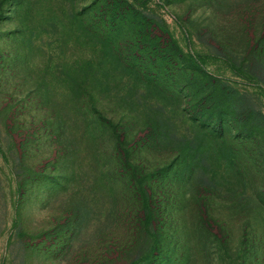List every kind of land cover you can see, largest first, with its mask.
I'll return each instance as SVG.
<instances>
[{"label": "rangeland", "instance_id": "rangeland-1", "mask_svg": "<svg viewBox=\"0 0 264 264\" xmlns=\"http://www.w3.org/2000/svg\"><path fill=\"white\" fill-rule=\"evenodd\" d=\"M96 1L0 0V264H264V0H130L114 29ZM132 21L196 100L137 71ZM137 180L161 206L152 261L120 253Z\"/></svg>", "mask_w": 264, "mask_h": 264}, {"label": "trees", "instance_id": "trees-1", "mask_svg": "<svg viewBox=\"0 0 264 264\" xmlns=\"http://www.w3.org/2000/svg\"><path fill=\"white\" fill-rule=\"evenodd\" d=\"M135 3L136 0H133ZM130 0H97L96 9L98 8L101 12L102 20H106L107 24L111 28H118L119 25H124L129 21L132 16L138 18L132 12H126L125 8L134 9V4ZM103 14V15H102ZM140 26H144L146 29L149 28V24L140 20ZM131 26L134 27V34L132 36L131 55L138 66L142 67V70H137L143 76L147 75L149 83L152 86L159 87L162 92L168 94L169 96L179 95L182 96L185 91L189 92L190 99L196 100V91L194 87L190 84L195 81V77H192V73H187L181 69H177L172 65L171 59L168 54L162 52L159 49V44L156 40L153 41L151 46L144 43V39L147 37L143 29L140 28L137 22H131ZM112 29V31H113ZM136 50V51H134ZM202 74V72H200ZM200 78V77H199ZM203 78H205L203 76ZM215 90H207L202 92L201 95H205L204 99H213V101L220 95L215 94ZM226 95V94H225ZM203 99V98H202ZM203 99V100H204ZM215 110V109H214ZM178 157L180 161L173 162L166 168L163 177L167 178V182H172L182 175V173H188L193 169V164L189 160L182 159V155L179 154ZM128 171H121L119 169L115 170V173H121L124 175L135 176L138 173V169L135 166L122 164ZM185 170V171H183ZM144 184L138 180L133 185L131 182L125 184V191L131 197V201L134 205V211L131 216H134L130 220V224L127 227V233L130 238V246L126 251L120 252L121 254L129 253L132 250L136 251L137 257H145L146 261H152L159 253L156 251L162 247L159 246V242H156L155 246H152L147 250H144V246L149 247L152 238H156L159 233L156 232L153 227L155 221L158 219V214L161 211L160 204H155L154 192H147V189L141 187ZM207 212L203 210L198 214L197 223L204 227V225H212L217 223L216 221H211L205 218ZM156 234H152L155 233ZM158 234V235H157ZM143 259V258H141Z\"/></svg>", "mask_w": 264, "mask_h": 264}]
</instances>
